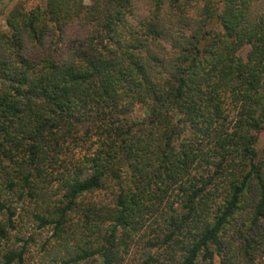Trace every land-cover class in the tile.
<instances>
[{
  "label": "trees",
  "instance_id": "obj_1",
  "mask_svg": "<svg viewBox=\"0 0 264 264\" xmlns=\"http://www.w3.org/2000/svg\"><path fill=\"white\" fill-rule=\"evenodd\" d=\"M5 21L0 264H264V0Z\"/></svg>",
  "mask_w": 264,
  "mask_h": 264
},
{
  "label": "rangeland",
  "instance_id": "obj_2",
  "mask_svg": "<svg viewBox=\"0 0 264 264\" xmlns=\"http://www.w3.org/2000/svg\"><path fill=\"white\" fill-rule=\"evenodd\" d=\"M17 1H25L26 3V8H31L32 6L36 5L40 0H0V31H7L8 26L6 24V16L10 9L13 7V5ZM143 108L137 107L136 110L133 112V117L134 118H143L144 116ZM264 146V136L262 137L260 144H259V149H262ZM49 233L47 231L43 232V234L40 235V238H45ZM39 238V239H40ZM33 256L34 260H37L39 258L37 249L33 250ZM33 262V261H31ZM215 264H220L219 258L215 261Z\"/></svg>",
  "mask_w": 264,
  "mask_h": 264
}]
</instances>
